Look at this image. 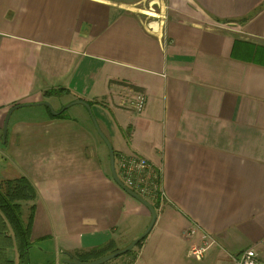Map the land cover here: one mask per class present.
Returning a JSON list of instances; mask_svg holds the SVG:
<instances>
[{"label":"crops","instance_id":"obj_1","mask_svg":"<svg viewBox=\"0 0 264 264\" xmlns=\"http://www.w3.org/2000/svg\"><path fill=\"white\" fill-rule=\"evenodd\" d=\"M138 93L140 115L121 105ZM78 100L115 167L137 154L161 176L165 201L130 264H235L247 249L264 264V0H0V183L36 193L21 205L39 264L122 250L151 223L84 106H31ZM16 105L30 106L3 139Z\"/></svg>","mask_w":264,"mask_h":264},{"label":"trees","instance_id":"obj_2","mask_svg":"<svg viewBox=\"0 0 264 264\" xmlns=\"http://www.w3.org/2000/svg\"><path fill=\"white\" fill-rule=\"evenodd\" d=\"M57 93H46L45 96H52ZM63 115L64 113L54 117L62 118ZM35 198L36 193L34 189L25 178L0 183V264H16L14 261L9 260L7 255V252L14 248L19 255L17 264H31L29 252L32 248L30 244L32 216H29L27 224L23 223L21 202L33 201ZM153 207L155 209L158 208L156 205ZM109 252L114 253L116 251L99 249L87 253L69 255L68 258L83 263H91L102 258ZM131 253L132 251L120 258L128 256Z\"/></svg>","mask_w":264,"mask_h":264},{"label":"built area","instance_id":"obj_3","mask_svg":"<svg viewBox=\"0 0 264 264\" xmlns=\"http://www.w3.org/2000/svg\"><path fill=\"white\" fill-rule=\"evenodd\" d=\"M146 101V96L138 93L125 99L121 105L131 109L136 115H140L145 110ZM116 172L125 187L151 205L158 206L165 201V193L160 185V173L144 157L137 154L121 155L116 165ZM196 234V229H192L188 236L194 237ZM210 246L211 242L208 237H203L201 244L193 243L191 245L190 257L196 261H202ZM235 264H262V262L254 249H247L238 255Z\"/></svg>","mask_w":264,"mask_h":264},{"label":"water","instance_id":"obj_4","mask_svg":"<svg viewBox=\"0 0 264 264\" xmlns=\"http://www.w3.org/2000/svg\"><path fill=\"white\" fill-rule=\"evenodd\" d=\"M40 105L47 106L54 116H60L63 112H65L71 106H75V105L84 106L87 109V111H88V113H89V115L91 117V120L93 121V124H94V127H95L97 133L99 134V136L102 138V140L105 142V144L107 145V147L109 149L110 161H111V173H112V177H113L114 182L125 193H127L129 196H131L132 198L137 200L139 203H141L144 207H146L149 210L150 214H151V223H150L149 227L147 228V230L142 235H140L137 239H135L132 243H130L127 247H125L124 249L118 250V251H116V252H114L112 254L106 255V256H104V257H102V258H100V259H98V260H96L94 262H91V263H83V262L76 261V260H71V259H65V260H63V263L64 264H106L108 262H111V261H113L115 259L120 258L123 255H126L127 253L131 252L139 243H141L149 235V233L151 232V230H152V228L155 225V222L157 220V211H156V209L148 201H146L145 199L141 198L137 194H135L132 191H130L120 181V179H119V177L117 175V172H116L115 155H114L113 147L110 144V142L108 141V139L105 137V135L102 133V131H101V129H100L98 123H97V120L95 119V117H94V115L92 113L91 106L87 102L82 101V100L75 101V102L67 105L66 107H64L59 112L53 111L52 107L48 103H41V104H36V105H31V106H40ZM25 106H30V105H16L15 107H12L10 109V111L8 112L7 117L5 119V123H4L3 139L6 138L8 124H9V120H10V117H11L12 113L16 109H19V108H22V107H25Z\"/></svg>","mask_w":264,"mask_h":264},{"label":"rangeland","instance_id":"obj_5","mask_svg":"<svg viewBox=\"0 0 264 264\" xmlns=\"http://www.w3.org/2000/svg\"><path fill=\"white\" fill-rule=\"evenodd\" d=\"M43 109H44V108H43ZM92 113H93V111H92ZM93 115H94V114H93ZM94 117H95V116H94ZM12 253H13V251L11 250L10 254H12ZM12 256H13V255H11V257H12ZM29 257H30V259H31V264H39V263H38V260L40 259V258H39V254L37 253V251L35 250L34 247H33L32 251H31ZM13 258H15V262H16V264H17L18 261H19L18 256L13 257ZM129 262H130V257L125 256V257H122V258L115 259V260L109 262L108 264H129Z\"/></svg>","mask_w":264,"mask_h":264}]
</instances>
